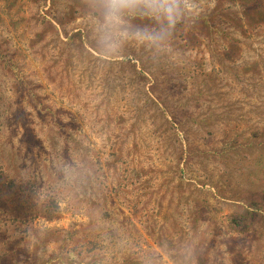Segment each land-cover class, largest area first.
<instances>
[{"label": "rangeland", "instance_id": "374dc122", "mask_svg": "<svg viewBox=\"0 0 264 264\" xmlns=\"http://www.w3.org/2000/svg\"><path fill=\"white\" fill-rule=\"evenodd\" d=\"M194 2L198 15L223 26L230 8L241 16L255 4L263 10L240 16L243 22L235 16L237 21L232 22L240 28L235 34L243 48L230 55L223 54V38L201 31L199 53L179 46L154 60L147 50L129 47L124 58L103 61L90 36L85 0H0V49L14 54L28 87L45 104L61 109V119L74 122L76 136L91 147L87 156L91 162L79 161L69 150L86 179L63 189V209L57 208L53 218L40 206L54 197L43 203L34 199L38 208L31 207L19 218L12 210H0V255L19 246L26 250L16 233L23 223L35 222L46 231V252L36 250L40 256L57 253L61 246L65 250L76 246L89 264H98L102 254L104 264H121L126 257H130L126 264H138L139 257L151 251L162 255L163 264L211 263L205 261L213 258L214 248L208 254L201 249L227 231L226 215L240 207L250 190L264 189L255 161L262 151L259 146L246 148L251 152L247 158L239 149L226 161L214 159L204 151L218 138L208 131L211 127H202L205 122L217 123L247 136L264 134V0ZM143 65L149 75L138 71ZM15 73L19 75L0 60V163L10 177L29 170L37 194L59 180L56 166L70 158L63 151L64 136L18 90ZM194 90H199L197 98ZM158 94L161 100L155 97ZM29 131L38 133L41 141V149L31 151L37 154L33 157L22 143ZM198 149L203 155L191 154L185 163L186 154ZM114 150L122 151L117 168L99 169V163L115 158ZM225 170L229 174L220 178ZM203 178L206 187L199 183ZM215 181L229 183V198L217 196L215 185L206 189ZM97 209L120 223L128 235L126 247L101 253L92 229ZM260 221L263 227L250 231L252 242L244 248L243 264H264V221ZM216 227L220 234H215ZM158 234L164 236L163 245L156 240ZM167 234L172 244L165 239ZM185 250L190 251L186 260Z\"/></svg>", "mask_w": 264, "mask_h": 264}, {"label": "trees", "instance_id": "16d2710c", "mask_svg": "<svg viewBox=\"0 0 264 264\" xmlns=\"http://www.w3.org/2000/svg\"><path fill=\"white\" fill-rule=\"evenodd\" d=\"M255 1L257 2L259 0ZM255 5V9H253L252 6H248L243 11L242 16L240 14L237 15L232 13V8H230L227 11L228 21H226V26H223L222 23H214L209 19V16L198 15V18L194 23L181 25L178 27L177 31L174 34L171 49L175 50L180 46L184 49V51H196V53H199L203 49L201 48L202 42L198 36V33L201 31H208V33L206 34L207 36L210 37V35L212 34H217V37L223 38L226 42L224 48L222 49L224 50L223 54L230 55L234 52L242 50L243 46L242 44H240L241 39L235 34L236 30L240 28L238 27V24L232 21H237L235 19L236 15V17L241 16L242 18L246 16L250 17L253 14L254 10H263V7H261V5ZM241 17L238 22H243V19ZM245 21H247V19ZM52 25L57 28L55 24ZM179 35L186 37L185 41H180L177 38ZM72 37H74V35L69 37V39L72 40ZM0 60L4 61L8 68L12 69L13 71H18L19 74L20 70L17 61L14 59L13 53H4L0 49ZM138 71L142 75H149L144 65L141 67V69H138ZM17 76L18 90L20 92H23V94H27L28 101L34 106L39 115L43 119L49 118L50 123L54 125V127L58 129L60 134L64 136L63 151H65V154H67L69 158L72 159L70 157V154H68L69 150L72 149L73 152L76 153V158L79 161L81 160L91 162V160H88L87 157L89 156L91 147L86 146L83 140L76 136L75 123L71 120L61 119V117L59 116L61 109L53 108L52 106L45 104L43 98L39 95H36L32 91V88L28 87V80L25 79L22 74H19ZM152 88L154 89V87ZM198 95L199 90H194L193 98H197ZM155 97L158 100H161L162 98L160 94L155 95ZM173 118L179 120L176 115L173 116ZM202 127H211L212 129H208V131H210V133L212 132L213 135L217 136L218 138L215 142H212V144H210L209 149H206L204 151V154L212 155L214 159H222L226 161V159L231 156L230 154L232 152L239 149H241L244 153L243 158H247V154L250 155L251 152L246 148H251L258 145L260 151H262L257 155L255 161L258 164L261 178H264V134H262L263 138L261 136L256 137V134L247 136L245 134H242V132H233L231 129H228L224 126L219 127L217 123L209 124L208 122H205ZM183 132H185L184 128ZM207 139L213 140L212 136H209ZM257 139H259L258 144L255 143V140L257 141ZM22 143L26 150L30 151V153L31 151L36 150L38 147L41 149V141L38 138V133L33 134L31 131L24 133ZM199 152L200 155L203 153L200 149H198L197 152L193 151V153H187L185 156V163H188V161H190L191 154L193 156H197L195 153ZM33 155L36 156L37 154H32V157ZM112 155L115 156V158L108 160L105 164L99 163L98 161V163L100 164L98 166L99 169L104 170V167L106 166L107 168H117L116 162L118 159L122 158V151L114 150L112 152ZM36 158L38 159V157ZM0 165L2 164L0 163ZM2 168L3 165L0 166V210H12L16 214V217L19 218V214L28 215L31 207L38 208V201H35L34 197L29 198L30 193L32 196L34 195V193L36 194L35 191L37 189V182L33 180V178L30 182L19 181L16 177L8 176L7 170H3ZM94 172H97V168L94 169ZM226 174L229 173L225 170L223 174H220V178H223V176H226ZM98 177L99 175H97V178ZM92 178L94 179V176L91 175L90 179ZM261 181L263 180L261 179ZM99 182L101 183L102 181ZM199 183L203 184V186L205 187L207 185V182H205L204 178L200 179ZM228 184L229 183L219 184L215 181L214 184L211 182V185L206 189L211 191L212 186L214 187L215 185L217 186V189L216 187H214L216 195L226 199L229 198L226 189ZM77 193L78 192H76V195ZM88 198L91 199V196ZM241 201V205L238 209L226 215V220L224 221L223 225L227 228V231H223L224 233L220 234L219 228L216 227L214 229V232L215 234L219 233L220 238L216 239L213 236L212 240L209 241V243L207 242V245H205L204 248L201 249L204 254H208L209 248H214L213 258L211 260H206L205 263L211 261L210 264H228L227 261L231 260L234 262V264H243V262L246 261L244 256V248L246 244H250L252 242V233H250V231L253 232L255 229H260L263 227L260 220L264 221V189L250 190L249 195L247 194ZM41 206L40 209L42 210L41 212H43V214H45L49 218H53L55 216L57 212V204L54 198L49 200V202L42 204ZM170 235L171 234H167L166 237L168 239H165L167 240V242L172 244L173 242L172 239H170ZM156 238L159 244H164L165 240L162 234H158ZM65 249V246H61L57 253L52 252L47 256H40V254H38L36 250L30 253L27 249L25 250L19 246L16 247V249H11L9 251L4 250V253L0 255V262L1 264H19L21 262H25L27 264H89V262H86L84 260V257L81 255V249H78L76 246H72L68 250ZM12 259H15L16 262H13ZM129 260L130 257H126L124 259V263L121 264H126Z\"/></svg>", "mask_w": 264, "mask_h": 264}, {"label": "clouds", "instance_id": "9594fccd", "mask_svg": "<svg viewBox=\"0 0 264 264\" xmlns=\"http://www.w3.org/2000/svg\"><path fill=\"white\" fill-rule=\"evenodd\" d=\"M199 7L194 0H85V19L98 56L103 61L125 57L129 47L147 50L152 59L160 60L170 54L174 34L181 25L194 23ZM59 180L46 186L34 199L47 202L56 199L58 210L63 209L62 191L68 186L82 185L86 179L80 164L72 159L56 166ZM32 174L23 171L19 181L30 182ZM92 229L97 235L101 253L111 247L127 246L128 235L116 219H108L102 210L92 213ZM16 235L21 246L30 253L34 250L46 252L44 227L35 222L23 223ZM190 255L185 250L183 258ZM102 254L98 264H104ZM138 264H163L160 253L151 251L139 257Z\"/></svg>", "mask_w": 264, "mask_h": 264}]
</instances>
